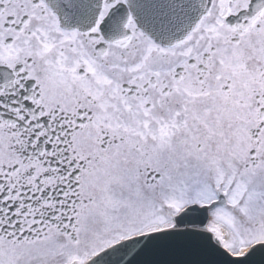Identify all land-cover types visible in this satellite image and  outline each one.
Segmentation results:
<instances>
[{
  "label": "snow or ice",
  "instance_id": "6c2138e0",
  "mask_svg": "<svg viewBox=\"0 0 264 264\" xmlns=\"http://www.w3.org/2000/svg\"><path fill=\"white\" fill-rule=\"evenodd\" d=\"M182 235L264 248V0H0V264Z\"/></svg>",
  "mask_w": 264,
  "mask_h": 264
},
{
  "label": "water",
  "instance_id": "95a60500",
  "mask_svg": "<svg viewBox=\"0 0 264 264\" xmlns=\"http://www.w3.org/2000/svg\"><path fill=\"white\" fill-rule=\"evenodd\" d=\"M111 264H118V257L109 258ZM132 264H264V248H258L247 257H225L199 236L182 235L167 238L150 245L143 252L129 257Z\"/></svg>",
  "mask_w": 264,
  "mask_h": 264
}]
</instances>
